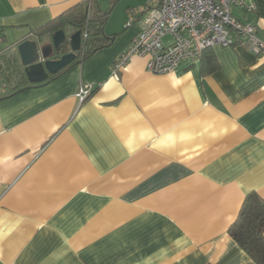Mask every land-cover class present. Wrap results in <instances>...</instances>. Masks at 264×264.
Returning <instances> with one entry per match:
<instances>
[{
	"label": "crops",
	"instance_id": "crops-1",
	"mask_svg": "<svg viewBox=\"0 0 264 264\" xmlns=\"http://www.w3.org/2000/svg\"><path fill=\"white\" fill-rule=\"evenodd\" d=\"M253 2L234 13L264 41ZM89 3L0 0V264H257L229 231L264 199V53L215 47L165 75L133 57L113 77L140 25L14 92L17 45L51 46L37 31ZM81 84L98 85L82 104Z\"/></svg>",
	"mask_w": 264,
	"mask_h": 264
},
{
	"label": "built area",
	"instance_id": "built-area-1",
	"mask_svg": "<svg viewBox=\"0 0 264 264\" xmlns=\"http://www.w3.org/2000/svg\"><path fill=\"white\" fill-rule=\"evenodd\" d=\"M237 9L253 13L255 4L253 0H148L140 10L144 16L141 30L114 62L111 75L118 78L133 57L146 58L150 73L165 75L215 47L246 45L253 54H263L264 41L257 27L239 19L234 13ZM2 42L0 34V47ZM97 87L81 84L76 93L79 102L84 103Z\"/></svg>",
	"mask_w": 264,
	"mask_h": 264
},
{
	"label": "trees",
	"instance_id": "trees-1",
	"mask_svg": "<svg viewBox=\"0 0 264 264\" xmlns=\"http://www.w3.org/2000/svg\"><path fill=\"white\" fill-rule=\"evenodd\" d=\"M111 1L115 4L118 0ZM109 15L110 12L102 10L100 4H95L92 9H89L88 4L79 5L37 31L38 33L44 31L56 32L69 24L81 31L82 42L78 58L74 63L56 75L61 74L81 60L87 59L99 50L110 47L113 44L116 37L108 36L105 33V26ZM85 33H87L86 37ZM15 75L14 92L23 89L28 84L25 73L20 69L16 70ZM229 233L235 242L257 264H264V199L258 194L248 195L240 210L238 219L230 228Z\"/></svg>",
	"mask_w": 264,
	"mask_h": 264
},
{
	"label": "water",
	"instance_id": "water-1",
	"mask_svg": "<svg viewBox=\"0 0 264 264\" xmlns=\"http://www.w3.org/2000/svg\"><path fill=\"white\" fill-rule=\"evenodd\" d=\"M81 31H77L70 38L64 29L52 35V45L41 47L39 40H25L17 45L22 64L25 67L26 77L30 83H42L50 76L71 65L77 59L75 52L81 48ZM65 44L71 46L72 52L62 54L58 59L52 60L53 53L60 55Z\"/></svg>",
	"mask_w": 264,
	"mask_h": 264
},
{
	"label": "rangeland",
	"instance_id": "rangeland-1",
	"mask_svg": "<svg viewBox=\"0 0 264 264\" xmlns=\"http://www.w3.org/2000/svg\"><path fill=\"white\" fill-rule=\"evenodd\" d=\"M147 1L148 0H118L113 4L111 0H100L103 10L110 12L105 29H107L108 32L111 31V29L120 31L113 35L118 41L117 44H119V42H125L130 37L131 33L144 21V16H141L140 10ZM115 18L118 19L116 23ZM69 48L71 49L70 46Z\"/></svg>",
	"mask_w": 264,
	"mask_h": 264
},
{
	"label": "flooded vegetation",
	"instance_id": "flooded-vegetation-1",
	"mask_svg": "<svg viewBox=\"0 0 264 264\" xmlns=\"http://www.w3.org/2000/svg\"><path fill=\"white\" fill-rule=\"evenodd\" d=\"M65 30V29H64ZM69 51L71 52V50L69 49V44H65L64 46H63V48H62V50H61V53H60V55H62V54H66V53H69ZM54 54V56L52 57V59L54 58V57H56L55 59H57L58 57H60V55H57V54H55V53H53ZM77 54V53H76Z\"/></svg>",
	"mask_w": 264,
	"mask_h": 264
}]
</instances>
